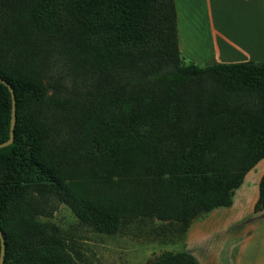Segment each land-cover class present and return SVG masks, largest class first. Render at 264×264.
<instances>
[{"label": "trees", "instance_id": "obj_1", "mask_svg": "<svg viewBox=\"0 0 264 264\" xmlns=\"http://www.w3.org/2000/svg\"><path fill=\"white\" fill-rule=\"evenodd\" d=\"M0 77L15 98L0 147L3 264H79L39 219L58 203L104 233L141 218L185 231L229 206L264 158V63L187 60L174 0H0ZM10 117L0 82V142ZM109 180L113 192H84ZM146 264L199 262L164 251Z\"/></svg>", "mask_w": 264, "mask_h": 264}, {"label": "rangeland", "instance_id": "obj_2", "mask_svg": "<svg viewBox=\"0 0 264 264\" xmlns=\"http://www.w3.org/2000/svg\"><path fill=\"white\" fill-rule=\"evenodd\" d=\"M51 73L53 80L70 85L58 66ZM263 160L245 173L229 206L200 213L185 231L175 221L141 218L104 233L79 220L63 203L39 219L65 240L79 264H146L164 251H186L199 264H264V209L253 210ZM115 186L110 180L83 184L91 195L113 192Z\"/></svg>", "mask_w": 264, "mask_h": 264}, {"label": "crops", "instance_id": "obj_3", "mask_svg": "<svg viewBox=\"0 0 264 264\" xmlns=\"http://www.w3.org/2000/svg\"><path fill=\"white\" fill-rule=\"evenodd\" d=\"M174 4L178 47L187 60L201 66L264 63V0H174Z\"/></svg>", "mask_w": 264, "mask_h": 264}, {"label": "water", "instance_id": "obj_4", "mask_svg": "<svg viewBox=\"0 0 264 264\" xmlns=\"http://www.w3.org/2000/svg\"><path fill=\"white\" fill-rule=\"evenodd\" d=\"M0 82H2L7 86L11 95V117H10V126H9V136L6 140L0 142V147H3L10 144L13 141V129L15 125V98H14L13 89L10 86V84L7 81L3 80L1 77H0ZM3 260H4V238L0 230V264H3Z\"/></svg>", "mask_w": 264, "mask_h": 264}]
</instances>
